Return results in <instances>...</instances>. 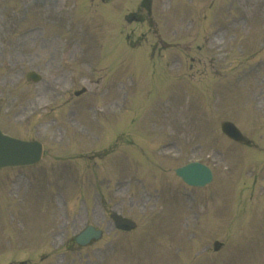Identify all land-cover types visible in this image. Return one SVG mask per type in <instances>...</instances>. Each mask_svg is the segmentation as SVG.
<instances>
[{"label":"rangeland","instance_id":"1","mask_svg":"<svg viewBox=\"0 0 264 264\" xmlns=\"http://www.w3.org/2000/svg\"><path fill=\"white\" fill-rule=\"evenodd\" d=\"M98 1L0 0V127L44 145L39 166L0 171V264H264V64L254 63L264 57V0H204L210 5L202 9L180 0H144L143 6L140 0H114L105 5L121 7L114 21L139 8L136 20L129 16L128 23L115 24V32L122 26L127 37L119 48L123 61L120 55L105 56L114 33ZM75 15L83 17L75 21ZM61 24L78 26L65 33ZM171 32L173 41L158 43ZM69 33L82 48L66 43ZM57 34L66 36L64 45L57 44ZM251 45L254 52L247 53ZM124 58L135 69L125 65L123 78L133 74L137 81L141 73L143 82L127 83L121 98L110 89L113 101L107 104L119 97L116 116L100 114L95 123L87 108L104 88L116 86V74L110 73ZM171 59L172 70L162 79L179 84L180 99L170 103V112L151 117L149 91L166 85L163 71L154 72L167 70ZM32 70L40 81L26 79ZM81 86L87 91L75 96ZM212 87L213 100L207 99ZM185 105L193 122L185 121ZM107 119L113 136L103 131L102 142L90 141ZM223 121L233 122L251 144L227 138L220 130ZM122 130L152 136L122 141L115 137ZM119 155L126 158L122 165ZM191 160L214 173L206 187L188 188L193 204L177 196L187 187L173 171ZM59 167H68V177L83 185L51 178L30 189L22 182L21 173L35 181L41 170L56 176ZM248 203L256 211L244 210L241 221L238 208ZM113 210L134 219L136 229L117 231L109 217ZM86 224L102 229L103 237L75 245L74 235ZM215 241L221 243L217 251ZM109 243L117 245L112 253Z\"/></svg>","mask_w":264,"mask_h":264},{"label":"water","instance_id":"2","mask_svg":"<svg viewBox=\"0 0 264 264\" xmlns=\"http://www.w3.org/2000/svg\"><path fill=\"white\" fill-rule=\"evenodd\" d=\"M228 129H230L231 132H233L232 136L240 137V133L234 128V126H232L229 123H228ZM8 140L11 143H9ZM12 144L14 145V147H12ZM10 147L13 148L12 156L13 159H15L16 154L14 150L17 148V142L0 135V166L3 165L4 163L12 162L11 160H8V156L11 155ZM177 173L182 174L188 180L200 179L201 176H203V178L206 179V175L204 174L205 172L203 171L202 167L197 164H189L185 167H182L178 169Z\"/></svg>","mask_w":264,"mask_h":264}]
</instances>
